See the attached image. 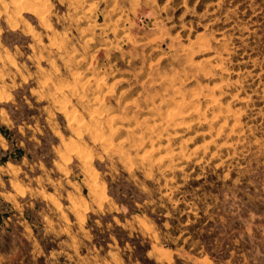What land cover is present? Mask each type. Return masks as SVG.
<instances>
[{"label": "rangeland", "instance_id": "obj_1", "mask_svg": "<svg viewBox=\"0 0 264 264\" xmlns=\"http://www.w3.org/2000/svg\"><path fill=\"white\" fill-rule=\"evenodd\" d=\"M38 2L0 0V264H264V0Z\"/></svg>", "mask_w": 264, "mask_h": 264}, {"label": "trees", "instance_id": "obj_2", "mask_svg": "<svg viewBox=\"0 0 264 264\" xmlns=\"http://www.w3.org/2000/svg\"><path fill=\"white\" fill-rule=\"evenodd\" d=\"M0 155H1V157H0V164H3L4 165L8 161H10V159H11L9 156H7L8 154L5 153L4 151H0Z\"/></svg>", "mask_w": 264, "mask_h": 264}, {"label": "bare ground", "instance_id": "obj_3", "mask_svg": "<svg viewBox=\"0 0 264 264\" xmlns=\"http://www.w3.org/2000/svg\"><path fill=\"white\" fill-rule=\"evenodd\" d=\"M34 2L36 3V0H34ZM37 2H38V0H37ZM40 2H41V1H39L38 4H39ZM35 3H34V6L36 5ZM31 4H32V3H31ZM96 97H97V96H96ZM96 129H97V128H96ZM69 151H70V150H69Z\"/></svg>", "mask_w": 264, "mask_h": 264}]
</instances>
